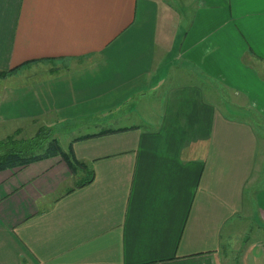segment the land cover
<instances>
[{"label":"crops","instance_id":"0c3cea01","mask_svg":"<svg viewBox=\"0 0 264 264\" xmlns=\"http://www.w3.org/2000/svg\"><path fill=\"white\" fill-rule=\"evenodd\" d=\"M259 58L264 0H0V138L91 122L0 171V264H264Z\"/></svg>","mask_w":264,"mask_h":264},{"label":"trees","instance_id":"16d2710c","mask_svg":"<svg viewBox=\"0 0 264 264\" xmlns=\"http://www.w3.org/2000/svg\"><path fill=\"white\" fill-rule=\"evenodd\" d=\"M257 57V56H256ZM264 61L263 58H259ZM18 67L0 72V78H4L14 72ZM54 128L49 125H42L34 135L30 137H20V130L0 138V171L24 167L35 161L58 157L64 159L70 166L73 173H78L80 169L87 168L74 155L72 144L68 152L63 149L59 139L54 135ZM91 181L80 180L78 186Z\"/></svg>","mask_w":264,"mask_h":264},{"label":"rangeland","instance_id":"374dc122","mask_svg":"<svg viewBox=\"0 0 264 264\" xmlns=\"http://www.w3.org/2000/svg\"><path fill=\"white\" fill-rule=\"evenodd\" d=\"M152 100H153L152 98L150 99V97H147L144 100L143 104L141 106H139V109H140V111H138L139 116H140V113H142L145 110V112H144L145 118L144 119H149V117L150 118L154 117V114L151 111V109L153 108V104H151ZM134 114H135V112H134ZM235 116H239V115H235ZM71 122L76 127L69 128V129L65 130V132H61V133L56 128L58 124L55 125L57 132H55L54 135L59 139L60 144L63 147V149H67V147H68L69 143L72 141V137L74 135H78V134H80V132L82 130H86L88 128V125L91 123V122L86 121V124H83L82 120H75V121H71ZM254 124H255V126L257 125V123L255 121H254ZM257 127L259 130L257 128L256 129L260 132V135L264 137V127H262L260 125H257ZM34 131H36V128L34 129ZM31 134H34L32 129L31 130H25L24 132H20L19 136L20 137H25V136L28 137V135H31ZM261 146H264V144L262 143ZM234 222H235V225L241 226L243 232H244V229L246 228L247 224L249 223L248 220H242V219H235Z\"/></svg>","mask_w":264,"mask_h":264}]
</instances>
